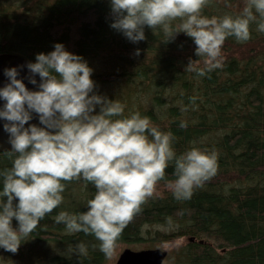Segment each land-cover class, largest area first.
<instances>
[{
	"label": "trees",
	"instance_id": "1",
	"mask_svg": "<svg viewBox=\"0 0 264 264\" xmlns=\"http://www.w3.org/2000/svg\"><path fill=\"white\" fill-rule=\"evenodd\" d=\"M244 3L211 0L203 11L236 15ZM111 20L109 0H0V52L34 61L36 53L63 42L94 69L96 90L125 104L124 115L140 111L171 130L178 153L193 146L218 153L216 175L189 200L175 199L160 180L117 244L181 240L163 264H264V32L253 22L249 40L227 37L224 67L199 77L184 70L189 57L198 58L191 37L181 32L165 42L161 28L145 26L147 39L134 43ZM192 95L198 97L195 106ZM181 120L187 127H179ZM10 166L0 152V168ZM173 168H166L167 179H174ZM66 184L64 201L24 237L18 251L0 247V264H108L110 257L91 246L99 244L94 235L68 232L55 221L60 210H85L95 192L82 180ZM76 241L89 244L87 256L67 255Z\"/></svg>",
	"mask_w": 264,
	"mask_h": 264
},
{
	"label": "clouds",
	"instance_id": "2",
	"mask_svg": "<svg viewBox=\"0 0 264 264\" xmlns=\"http://www.w3.org/2000/svg\"><path fill=\"white\" fill-rule=\"evenodd\" d=\"M210 2L109 0L110 26L134 43L147 39L145 26L161 28L165 42L183 32L192 38L196 56L203 58L201 64L189 57L184 70L204 77L224 67L227 37L249 40L253 22L264 32V0H245L236 15L212 16L203 11ZM140 51L135 49L137 55ZM19 67H6L8 79L0 86V119L11 144L4 150L11 166L0 168V247L18 251L24 237L64 201L66 182L82 180L95 187L85 210H60L55 221L68 232L94 235L99 244L91 246L110 257L123 229L156 193L160 180H166L175 199L189 200L216 175L215 150L193 146L178 153L171 130L161 129L140 111L124 115L125 104L97 91L94 69L63 42H54L50 51L38 52L27 62V79L36 89L19 77ZM197 99L189 97L193 106ZM33 113L40 123L26 126ZM179 127H187V121L181 120ZM170 164L174 179L166 176ZM88 251L84 241L67 247V255L78 259Z\"/></svg>",
	"mask_w": 264,
	"mask_h": 264
},
{
	"label": "water",
	"instance_id": "3",
	"mask_svg": "<svg viewBox=\"0 0 264 264\" xmlns=\"http://www.w3.org/2000/svg\"><path fill=\"white\" fill-rule=\"evenodd\" d=\"M29 60L21 54L14 52H0V86L7 81V77L4 73L6 67L22 66L19 67V77L24 79V83L30 89H36L38 85L32 84L28 79L29 69L26 64ZM37 81H39V75H36ZM3 101L0 100V104ZM4 120L0 119V152H4L6 149L11 148V144L8 142V133L3 128ZM27 123H37L40 121L38 115L33 113L32 120ZM189 240H193V237H189ZM202 242V240H199ZM167 255V250L159 247H149L132 249L130 247L123 248L118 254L115 264H162Z\"/></svg>",
	"mask_w": 264,
	"mask_h": 264
},
{
	"label": "rangeland",
	"instance_id": "4",
	"mask_svg": "<svg viewBox=\"0 0 264 264\" xmlns=\"http://www.w3.org/2000/svg\"><path fill=\"white\" fill-rule=\"evenodd\" d=\"M181 240H173V241H164V242H154L150 244L149 246H146L148 244L140 243V244H126V243H119L116 244L115 252L112 256H110L108 260V264H115L116 258L120 251L125 247H130L132 249H140V248H149V247H159L162 249L172 250L174 247L177 246V244H180ZM163 264V263H162Z\"/></svg>",
	"mask_w": 264,
	"mask_h": 264
}]
</instances>
